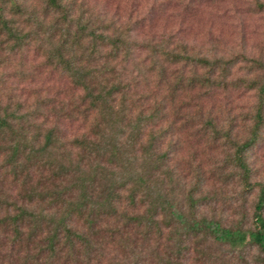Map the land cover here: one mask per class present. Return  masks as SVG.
Returning <instances> with one entry per match:
<instances>
[{"label":"trees","instance_id":"1","mask_svg":"<svg viewBox=\"0 0 264 264\" xmlns=\"http://www.w3.org/2000/svg\"><path fill=\"white\" fill-rule=\"evenodd\" d=\"M140 1L123 25L77 0H0V264H264V184L250 160L264 143V55L143 34L171 7L215 0ZM30 51L62 88L16 67ZM234 92L254 97L244 137L206 108ZM193 140L223 146L224 178L255 192L248 226L201 214L202 179L181 177Z\"/></svg>","mask_w":264,"mask_h":264},{"label":"rangeland","instance_id":"2","mask_svg":"<svg viewBox=\"0 0 264 264\" xmlns=\"http://www.w3.org/2000/svg\"><path fill=\"white\" fill-rule=\"evenodd\" d=\"M253 2L254 0H215L213 3L195 1L188 9L183 6L171 7L165 14L157 17L154 26L145 29L143 34L147 37L174 35L203 55L215 54L227 59L238 54L248 58L264 55V13H255ZM136 3L137 0H77V10L96 16L108 13L124 25L135 19ZM152 3L153 0H141L140 7L145 11ZM43 59L30 51L21 61L24 65L16 67L39 75L35 85L54 93L63 84L56 75H50V69L44 66ZM16 67H10L4 72L12 75L17 70ZM27 87L29 85L21 83V88ZM253 103L254 97L248 93H220L207 103L206 108H210L219 125L227 124V127L228 122H231L235 132H242L244 137L247 131L242 123V116L251 111ZM204 143V140L189 141L181 151L184 158L181 162V177L185 176L184 182L189 185L198 180V177L202 179L209 200L201 214L219 219L227 226L245 219L248 226L255 192L242 195L237 177L224 178V174L227 176L232 169L222 167L226 154L224 147L219 144L216 149H209ZM250 160L254 163V167H251L253 182L264 184V143L250 153Z\"/></svg>","mask_w":264,"mask_h":264}]
</instances>
